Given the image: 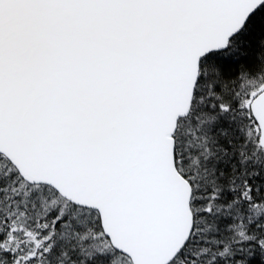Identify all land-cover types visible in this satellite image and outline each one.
Segmentation results:
<instances>
[{
    "label": "snow or ice",
    "instance_id": "snow-or-ice-1",
    "mask_svg": "<svg viewBox=\"0 0 264 264\" xmlns=\"http://www.w3.org/2000/svg\"><path fill=\"white\" fill-rule=\"evenodd\" d=\"M0 264H264V0H0Z\"/></svg>",
    "mask_w": 264,
    "mask_h": 264
}]
</instances>
